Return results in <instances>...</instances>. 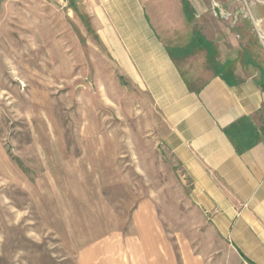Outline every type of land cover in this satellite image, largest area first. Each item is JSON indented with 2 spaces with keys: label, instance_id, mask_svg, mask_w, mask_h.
<instances>
[{
  "label": "rangeland",
  "instance_id": "374dc122",
  "mask_svg": "<svg viewBox=\"0 0 264 264\" xmlns=\"http://www.w3.org/2000/svg\"><path fill=\"white\" fill-rule=\"evenodd\" d=\"M224 1L206 0V71L264 54V0ZM63 2L0 0V264H92L97 249L125 264L139 245L132 258L237 264L162 146L159 113Z\"/></svg>",
  "mask_w": 264,
  "mask_h": 264
},
{
  "label": "crops",
  "instance_id": "0c3cea01",
  "mask_svg": "<svg viewBox=\"0 0 264 264\" xmlns=\"http://www.w3.org/2000/svg\"><path fill=\"white\" fill-rule=\"evenodd\" d=\"M63 3L92 45L105 48L118 82L159 113L162 146L237 264H264V54L236 59L232 70L206 71V0ZM150 248L133 247L124 263L160 264L155 253L132 258ZM101 251L92 264H110ZM218 264L226 263L220 257Z\"/></svg>",
  "mask_w": 264,
  "mask_h": 264
},
{
  "label": "trees",
  "instance_id": "16d2710c",
  "mask_svg": "<svg viewBox=\"0 0 264 264\" xmlns=\"http://www.w3.org/2000/svg\"><path fill=\"white\" fill-rule=\"evenodd\" d=\"M228 131V130H227ZM228 134H229V131H228ZM251 144H248L247 147H249ZM247 147H244V148H247ZM252 263V262H251ZM253 264V263H252Z\"/></svg>",
  "mask_w": 264,
  "mask_h": 264
}]
</instances>
